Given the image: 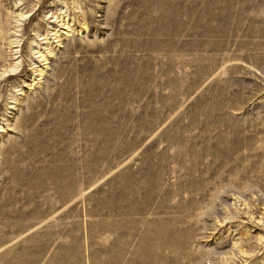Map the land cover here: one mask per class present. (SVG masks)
<instances>
[{"label":"rangeland","instance_id":"374dc122","mask_svg":"<svg viewBox=\"0 0 264 264\" xmlns=\"http://www.w3.org/2000/svg\"><path fill=\"white\" fill-rule=\"evenodd\" d=\"M176 1L0 0V203H40L27 178L47 184L57 164L87 161L92 143L109 146L102 167L89 156L80 168L97 175L86 188L70 178L58 188L57 214L21 207L5 225L0 215V237L9 236L0 252L33 259L30 240L54 236L58 264H95L111 240V257L124 251L127 264L143 230L148 240L169 224L187 246L179 264H264V0H211L185 58V33L157 31ZM128 74L141 79L124 84ZM120 100L121 129L111 127L108 143L93 128ZM204 172L208 185L195 195L193 177ZM109 224V236H96Z\"/></svg>","mask_w":264,"mask_h":264},{"label":"bare ground","instance_id":"6f19581e","mask_svg":"<svg viewBox=\"0 0 264 264\" xmlns=\"http://www.w3.org/2000/svg\"><path fill=\"white\" fill-rule=\"evenodd\" d=\"M162 2H165V0H162ZM180 0H177L172 7V10L169 11L168 14L164 15H159L158 20L160 19L162 23V27L158 29L157 31L160 32V34L163 35H170L172 34L174 36L178 34H183L185 33L186 36L188 37L187 39V45H185L184 48V58L185 55L187 56L188 52L191 50L190 49V42H189V36H194L197 34L199 37L202 36L204 28H206L205 25V15L207 8L212 5L211 0H182L184 2L185 6L181 7L179 5ZM166 15V19L164 18ZM163 16V17H162ZM66 25V23H64ZM64 28L68 29L67 26ZM57 31L53 33V35H56ZM66 36V33H60ZM58 36H60L58 34ZM201 41V39H199ZM48 42H46V46H48ZM167 46L170 47L172 46V40L166 42ZM39 53V52H38ZM42 57V54L39 55ZM43 59V58H42ZM173 68L172 67V73H173ZM195 74V79H198L201 76V73L198 69L194 72ZM95 76H93L94 78ZM141 79V78H140ZM140 79L138 78H133L131 75H126V79L124 84H129L131 80L134 81V85L136 84V81H139ZM188 91H192V86H188L187 88ZM136 91V87H135ZM114 94L117 96V98H120V94L118 90H115ZM141 96V93H137L134 97L138 98ZM119 107L117 112L114 113V115H107V113H104L103 117L99 118L98 125L96 128H93L96 126V122H91V127L96 130V131H104V136H105V141L108 143H114V140L110 138V130L112 127V133L117 134L120 132L121 126V119L124 116V111H125V105L124 101L120 100L119 101ZM85 112V111H84ZM198 115V114H197ZM137 116V115H136ZM135 116V117H136ZM196 116V115H195ZM112 117L113 119H111ZM110 118V119H109ZM109 123L114 124L113 126H110ZM83 144L84 145H89V141L87 139L83 138ZM90 147H92L88 151V156H87V161H83L82 159H76L74 161L67 160V163H65L60 170H58V164L54 169L52 177L49 179L47 184H41L40 177H37L35 179L32 178H27L25 180L26 184L31 185V184H36V187L33 185L30 189V194L31 195H36L40 193V203L36 204L34 202V199L37 198V196H33L31 201L29 202L27 199L22 200L19 198L17 203L15 205H12L10 207V201L6 202H1L0 203V215L3 216V221L1 222L2 225H5L8 223L10 218L12 217V211H19L21 207L27 208L28 212V207L29 206H38L41 209H44L47 211L49 214H57L55 212L56 209H58V188L60 187H65L70 184V179L74 180V184L79 187V188H86L87 183H89L92 179H94L96 176L94 174L82 172L80 170L81 167H84L88 162L92 161V159L88 160L89 156H93L94 160L99 162V166H103L104 162V154L107 153V149L109 146L105 148H97L94 143L90 144ZM184 147L187 148V143H184ZM232 150H229L227 154L232 153ZM180 156V155H179ZM178 157V155L176 156ZM236 160H234L235 162ZM221 164V161H219ZM233 162V163H234ZM216 163V162H215ZM186 168L189 171H192L193 167L195 166V162H187L184 163ZM219 164H216V171L214 173V178H220L223 176V171L226 167L230 166L228 163L222 164L219 167ZM129 168V167H128ZM200 167H197L194 169L196 171ZM223 172V173H221ZM73 173L72 175H70ZM221 173V174H220ZM58 174H61L59 180H58ZM206 172L202 173L200 176L197 178L193 177V179H198L199 185H197L195 188V195H202V192L208 185V180L207 177H205ZM236 174L233 173L232 176H235ZM157 178V173L156 171L151 174V178ZM70 178V179H69ZM191 180L189 183V186H194V180ZM125 182H129L132 179L131 178H124L123 179ZM228 180L233 181L234 178L228 177ZM141 182V181H140ZM126 190H129L128 187H125ZM66 193H73L75 192L74 189H67L65 191ZM174 195L181 194L182 193V188H177L172 191ZM163 207V204L158 209H161ZM53 211V212H52ZM36 215L38 214V211H35ZM56 219H53L55 224L58 223ZM140 225V222H138ZM168 227L164 229L163 232L155 233L154 236L152 233L149 235V239L147 240V232L148 229H151L150 227L147 228V230L142 231V227L140 225L139 228V233L141 232V237H144L145 241L141 242V245L138 247V250L136 251L134 257L127 263V264H179L181 259L177 260V252L181 248H185L187 246H183L182 244L177 243V238L179 236V233H182L181 229L179 228V233L177 232V228L172 227L171 225L167 224ZM11 228L15 230H19L15 225L11 226ZM115 226L113 224L109 225H104L103 226V234L105 235H96V236H109L110 232L113 231ZM188 234L184 235L182 238L185 240H190L191 238V231H187ZM115 233H111V239L113 240L116 235ZM154 239V242H153ZM7 241L9 240L8 235H3L0 237V242L2 241ZM28 240H30L28 238ZM38 237L37 239L30 240L32 243V246L37 248V256L34 257L33 259H29L27 257L30 256L28 253L27 256H25L28 260L23 259H17L16 257H10L12 256L9 254L7 251L0 252V264H39L41 260H44V264H58V251H49V247L53 246L58 247V237H45L42 239ZM174 244V247H173ZM171 245V246H170ZM75 249V248H74ZM111 252V240L109 241V245L105 247V253H106V259L104 260H99L95 259V264H123V254H126L124 251H120L117 256L114 258L111 257L110 255ZM174 252L175 257L172 255ZM73 254V253H72ZM187 259H189V253L188 256H186ZM126 264V263H124Z\"/></svg>","mask_w":264,"mask_h":264}]
</instances>
